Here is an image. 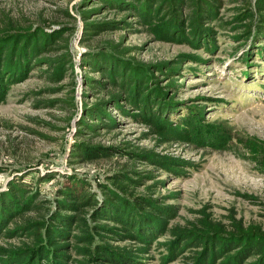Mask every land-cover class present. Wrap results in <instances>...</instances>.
I'll return each mask as SVG.
<instances>
[{
	"label": "trees",
	"instance_id": "1",
	"mask_svg": "<svg viewBox=\"0 0 264 264\" xmlns=\"http://www.w3.org/2000/svg\"><path fill=\"white\" fill-rule=\"evenodd\" d=\"M187 2L80 1L81 43L87 50L79 64L86 69L85 90L68 161L75 166L111 159L116 153H124L128 159L96 184L87 176L66 173L53 197L43 194L39 185L26 184L23 178L10 180L7 189L0 192V240L5 243L0 244V264H149L156 259L154 247L160 249L161 264H264V219L246 221L234 210L217 218L206 206L185 224H171L178 206L167 203L165 196L154 197L163 181L147 184L156 177L153 170H140L135 164L140 160L181 174L187 162L152 150L133 149L127 142L123 147L104 145L92 138L103 129L117 127L119 117L112 112L117 111L147 126L160 141L229 147V135L221 125L205 121V107L192 104L189 112L173 119L179 103L173 89L182 70V55L166 63L146 62L135 55V46L127 45L131 31L145 29L161 40L211 50L217 39L211 37L208 23L216 9L208 7L211 0H191L194 10L189 23L183 17ZM107 9L117 16L96 18V13ZM64 14L71 22L76 19L68 9ZM236 18L249 38L264 36V0L257 1L255 11H243ZM60 25L0 23V103L35 66L46 67L51 83L60 84L72 77L75 87L71 36L77 26ZM75 98L63 101L75 105ZM239 144L246 157L264 172V139L245 136L239 138ZM142 185L145 194L137 192ZM163 236L165 240H160Z\"/></svg>",
	"mask_w": 264,
	"mask_h": 264
},
{
	"label": "rangeland",
	"instance_id": "2",
	"mask_svg": "<svg viewBox=\"0 0 264 264\" xmlns=\"http://www.w3.org/2000/svg\"><path fill=\"white\" fill-rule=\"evenodd\" d=\"M80 1L0 0L2 25L12 21L20 26L60 28L63 23L68 28L77 26L71 36L76 62L75 87L72 77L60 84L51 83L44 71L46 67L35 66L29 77L14 84L6 100L0 103V192L7 189L10 180L20 177L26 184L39 185L43 194L53 197L58 185L66 180V173L87 176L96 184L105 179L108 171L128 159V155L116 153L111 159L75 166L68 161L85 90L83 73L86 69L79 64L82 53L87 50L81 43L83 19L77 8ZM257 1L209 2L208 7L213 6L217 12L208 23L211 37L217 39L211 50L161 40L145 29L130 32L127 45L135 46V55L146 62L166 63L182 55V70L175 77L178 84L173 89L179 102L172 113L173 119L189 112L192 104H198L205 107V121L220 124L229 135L226 149L160 141L147 126L112 111L119 117L117 127L112 131L103 129L99 136L92 137L104 145L123 147L127 142L133 149L152 150L187 162L181 164L184 168L179 171L181 174L140 160L135 163L137 169L153 170L156 177L148 179L147 184L163 181L158 183L154 197L165 196L167 203L178 206V215L171 224H185L206 206L217 218H224L234 210L246 221L264 219V172L246 157L239 144L240 137L255 135L264 139V36L255 35V40L252 36L249 38L241 27L243 23L236 18L243 11H255ZM66 9L75 15L73 22L64 14ZM193 10L188 0L183 17L189 23ZM106 14L117 16L108 9L95 16L100 19ZM257 23L256 19L254 24ZM191 55H195L198 62ZM73 96L75 105L63 101H70ZM137 192L145 194L144 185ZM0 242L5 244L3 239ZM159 252V248H153L156 259H151L149 264H161Z\"/></svg>",
	"mask_w": 264,
	"mask_h": 264
}]
</instances>
